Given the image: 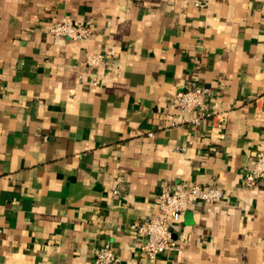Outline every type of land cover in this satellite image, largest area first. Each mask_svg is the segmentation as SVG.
<instances>
[{"label":"crops","instance_id":"0c3cea01","mask_svg":"<svg viewBox=\"0 0 264 264\" xmlns=\"http://www.w3.org/2000/svg\"><path fill=\"white\" fill-rule=\"evenodd\" d=\"M64 16L91 39L50 36ZM195 86L211 112L182 123ZM262 141L264 0H0V264H93L105 244L118 264H264V181L244 184ZM181 182L225 197L150 263L133 225Z\"/></svg>","mask_w":264,"mask_h":264},{"label":"built area","instance_id":"2783aa9c","mask_svg":"<svg viewBox=\"0 0 264 264\" xmlns=\"http://www.w3.org/2000/svg\"><path fill=\"white\" fill-rule=\"evenodd\" d=\"M48 34L54 38L89 41L93 36V23L64 16L51 25ZM114 54L115 51L110 50L105 54L89 55L84 66L96 68L104 63L106 56ZM209 92L204 86H195L175 93L173 101L182 123L195 124L210 114L211 105L207 100ZM258 180L264 181V141L256 151L254 167L244 184L250 187ZM224 197V190L218 186L191 185L186 182L163 190L156 203V212L148 219L133 225L135 233L142 238L141 257L153 263L159 255L174 251L176 242L172 225L179 224L184 213L194 204L203 202L215 205ZM93 264H118V258L112 247L105 244L95 253Z\"/></svg>","mask_w":264,"mask_h":264}]
</instances>
